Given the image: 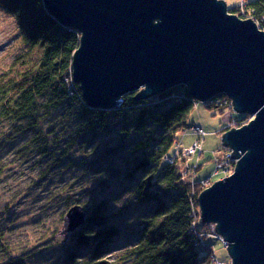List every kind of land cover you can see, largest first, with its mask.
Returning <instances> with one entry per match:
<instances>
[{"label": "trees", "instance_id": "16d2710c", "mask_svg": "<svg viewBox=\"0 0 264 264\" xmlns=\"http://www.w3.org/2000/svg\"><path fill=\"white\" fill-rule=\"evenodd\" d=\"M0 6L15 15L23 45L0 72V123L8 127L0 144L29 135L18 152L40 163L52 155L68 158L76 146L99 138L94 149L99 159L83 167L86 183L73 190L76 184L70 185L71 193L66 196L49 192L43 201L48 207L60 198L67 210L80 205L85 213L80 226L64 232L70 238L61 245V264H110L105 254L113 248L118 225L127 213L126 209L113 210L109 199L99 196V189L92 186L99 172L117 182H128L123 185L129 190L125 207L134 203L145 207L131 232V244L121 253L122 264H214L208 224L199 216L197 197L204 189L202 180L195 179L193 187L181 186L180 156H169L177 133L193 127L188 117L197 101L188 95L187 87L173 86L139 100L136 92H129L117 107H91L72 79L79 31L59 23L46 11L43 0H0ZM228 12L257 20L264 29V0H245L243 11L236 6ZM217 98L228 99L220 94L211 100ZM211 100L206 103L209 108H232L212 105ZM249 118L241 114L235 118L236 125ZM170 157L173 162L167 161ZM42 168L41 181L50 170L47 165ZM83 193L90 195L89 201L74 197ZM10 249L0 230V264H23V258Z\"/></svg>", "mask_w": 264, "mask_h": 264}, {"label": "water", "instance_id": "95a60500", "mask_svg": "<svg viewBox=\"0 0 264 264\" xmlns=\"http://www.w3.org/2000/svg\"><path fill=\"white\" fill-rule=\"evenodd\" d=\"M80 33L72 79L91 107L113 108L185 85L197 102L216 95L251 119L221 136L232 173L198 195L203 223L226 241L230 264H264V30L228 12L224 0H43ZM80 205L62 232L80 226Z\"/></svg>", "mask_w": 264, "mask_h": 264}, {"label": "rangeland", "instance_id": "374dc122", "mask_svg": "<svg viewBox=\"0 0 264 264\" xmlns=\"http://www.w3.org/2000/svg\"><path fill=\"white\" fill-rule=\"evenodd\" d=\"M224 1L227 8L239 6L241 3V0ZM22 48L20 27L15 15L0 6V72ZM240 115L232 108L220 111L209 108L205 102L200 101L191 111L188 123L200 127L206 135L201 138L198 152L195 151L194 154L186 157L180 156L183 160L179 158V166L183 172L195 165L197 172L195 171L194 179L202 180L210 176L205 186L201 183L202 188L232 173L234 167L231 164L227 166L228 168L225 167L223 172L214 174L217 164L226 158L223 155L229 153V149L221 144V136L224 132L222 130L234 125L238 127L236 124L230 125V122ZM7 129L5 122L0 123V140L8 133ZM28 136L25 134L18 139L12 141L9 139L0 144V230L5 233L8 244L11 246L10 253L23 258V264H61L64 257L61 245L67 243L70 238L69 233L62 232V216L68 207L60 201V198L48 207L43 205V201L49 192L51 194L55 192L57 196H66L70 191V185L76 184L77 187L73 186V190L84 184L85 163L94 158L99 159L97 150H94L99 138H93L81 146H76V150L68 158L59 159L52 155L47 161L34 163L35 158L29 159L18 152ZM177 137L178 139L169 149V156L179 155L182 147L191 146L197 138V133L190 126L178 132ZM46 165L50 167L48 178L41 181L39 175L44 171L42 167ZM97 177L91 182L92 186L99 189L101 193L99 196L108 198L113 210L126 209L127 218L120 225L117 224L116 242L105 254L110 264H122L121 253L131 244L133 237L131 232L137 224L139 212L144 211L145 207L135 203L125 207L128 203L129 190L123 185L128 182H117L116 178L103 172H99ZM77 180H79L78 183H76ZM74 197L82 202L89 201L91 198L87 193L77 194ZM130 207L131 210H129ZM208 230L210 231L209 227ZM207 240L212 244L213 260L219 264H230L231 258L224 244L211 235ZM201 253L203 254L204 251L201 250Z\"/></svg>", "mask_w": 264, "mask_h": 264}, {"label": "built area", "instance_id": "2783aa9c", "mask_svg": "<svg viewBox=\"0 0 264 264\" xmlns=\"http://www.w3.org/2000/svg\"><path fill=\"white\" fill-rule=\"evenodd\" d=\"M244 4H245V0H241V3L239 5V9L241 11H243V8H244ZM254 20V19H253ZM255 23L257 24V26L261 29L260 25H259V22L257 20H254ZM264 30V29H262ZM227 97V96H226ZM213 98V97H212ZM211 98V99H212ZM228 98V97H227ZM209 99V100H211ZM208 100V101H209ZM207 101V102H208ZM206 102V103H207ZM212 102V105H216V106H231V100L228 98H222V99H219L217 98L216 100H211ZM251 119V118H250ZM249 119V120H250ZM248 120V121H249ZM246 121V122H248ZM245 122V123H246ZM236 124V121L235 119H233L231 122H230V125H234ZM237 126V125H236ZM235 127V125H234ZM239 127V126H238ZM192 129L197 133L198 135V138L194 141V143L189 146V147H182L179 151V156H183V157H186V156H189V155H192L195 153V151L198 152V150L200 149V142H201V138H203L206 133L204 130H202L200 127H195L193 126ZM180 145L177 143V147H179ZM167 161L168 162H173V158H167ZM233 165L234 167V164L235 162L226 157L223 161L219 162L216 166V172H219V171H224L228 165ZM228 168V167H227ZM195 171H196V167L195 165L193 166H190L188 167L187 169H185L183 172H181V176H180V180H179V184L181 186H185V187H193V184H194V176H195ZM228 171V170H226ZM210 180V176L208 178H205V179H202L201 183L204 185V184H207V182ZM205 186V185H204ZM214 223H208V227L210 228V231H209V235L215 237L216 239H218L220 242H222L224 244V246H226V241L223 239V237L221 235H219L215 229H214ZM214 261V260H213ZM214 264H219L216 260L214 261Z\"/></svg>", "mask_w": 264, "mask_h": 264}, {"label": "crops", "instance_id": "0c3cea01", "mask_svg": "<svg viewBox=\"0 0 264 264\" xmlns=\"http://www.w3.org/2000/svg\"><path fill=\"white\" fill-rule=\"evenodd\" d=\"M183 138H184V137H183ZM183 138H182L181 140H183ZM197 138H198V135H197ZM197 138H196V139H197ZM196 139H195V140H196ZM195 140H194V141H195ZM191 145H192V144H191ZM189 146H190V145L185 146V147H189ZM196 172H197V171H196ZM214 174H216V173L214 172Z\"/></svg>", "mask_w": 264, "mask_h": 264}]
</instances>
